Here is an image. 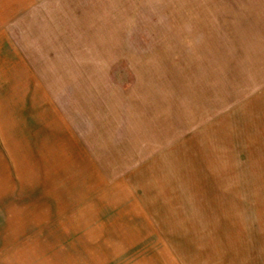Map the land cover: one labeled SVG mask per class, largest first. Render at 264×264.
I'll use <instances>...</instances> for the list:
<instances>
[{"label":"rangeland","instance_id":"1","mask_svg":"<svg viewBox=\"0 0 264 264\" xmlns=\"http://www.w3.org/2000/svg\"><path fill=\"white\" fill-rule=\"evenodd\" d=\"M0 264H264V0H0Z\"/></svg>","mask_w":264,"mask_h":264}]
</instances>
